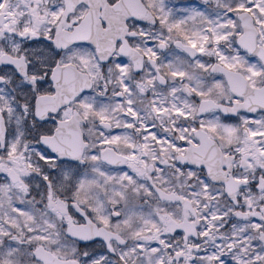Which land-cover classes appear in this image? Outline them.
<instances>
[{
  "label": "snow or ice",
  "instance_id": "6c2138e0",
  "mask_svg": "<svg viewBox=\"0 0 264 264\" xmlns=\"http://www.w3.org/2000/svg\"><path fill=\"white\" fill-rule=\"evenodd\" d=\"M0 264H264V0H0Z\"/></svg>",
  "mask_w": 264,
  "mask_h": 264
}]
</instances>
